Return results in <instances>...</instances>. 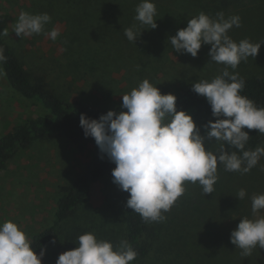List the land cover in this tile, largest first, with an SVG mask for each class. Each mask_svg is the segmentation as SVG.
<instances>
[{"label":"rangeland","instance_id":"374dc122","mask_svg":"<svg viewBox=\"0 0 264 264\" xmlns=\"http://www.w3.org/2000/svg\"><path fill=\"white\" fill-rule=\"evenodd\" d=\"M157 9V28L141 27L134 19L141 0H0L2 31L33 81L44 75L49 88L61 99L96 111L122 109V95L130 93L144 79L162 94L182 95L195 82L221 75L224 65L210 61V45H202L197 57L176 53L169 37L185 28L187 21L204 12L215 19L238 15L241 27L229 30L239 43L264 41V0H152ZM21 12L48 13L45 31L60 30V36L18 37L13 28ZM137 26L142 31L135 44L124 30ZM1 69V67H0ZM229 72L242 78L264 76V45L259 54L242 61ZM46 112L15 92L0 75V138L15 125ZM222 118V117H221ZM215 117L204 115L195 121L203 126ZM223 142L205 141L206 150L217 153ZM95 142L55 134L16 151L0 169V222L11 220L29 240L50 227L62 188L83 174ZM259 147H264V134ZM115 164L112 169L115 168ZM112 169L96 182L85 201L58 229L55 243L45 248L42 264H56L58 256L73 250L77 238L94 233L114 246L125 240L126 197L113 183ZM214 193L204 195L199 183L185 182V193L166 220L153 222L156 237L151 251L140 264H264V249L258 246L249 257L230 242L240 219L253 217L252 195L264 194V157L248 173L228 172L218 162ZM243 188L247 195L237 199ZM264 216V210L258 214Z\"/></svg>","mask_w":264,"mask_h":264},{"label":"clouds","instance_id":"9594fccd","mask_svg":"<svg viewBox=\"0 0 264 264\" xmlns=\"http://www.w3.org/2000/svg\"><path fill=\"white\" fill-rule=\"evenodd\" d=\"M135 11L134 19L141 27L157 28V9L152 0H141ZM51 19L48 13L21 12L13 32L20 38L43 34L55 41L60 30L45 31ZM233 26L241 27L238 15L226 19L223 12H218L213 19L201 12L169 37L176 53L194 58L202 45H210V61L224 65L222 74L211 82L201 80L192 85V91L207 100L212 116L217 118L203 126L204 135L190 114L177 110V97L162 94L148 79L122 95L121 107L126 111L109 110L99 119L80 115L84 136L94 138L101 158L106 156L116 165L112 169L113 183L130 194L126 207L140 214L146 223L166 220L163 213L170 211L185 193V182H198L204 195L214 193L218 162L228 172L246 174L264 157V147L245 150L250 136L244 130L264 134V107H257L241 95L244 79L238 72L228 70H235L249 57L255 59L264 41L253 43L243 39L237 43L228 35ZM141 33L136 25L124 30L127 40L134 44ZM7 35V29L0 32V37ZM4 51L0 47V64L7 59ZM3 74L0 69V75ZM206 140L224 142L242 154L229 153L223 143L214 154L206 150ZM246 195L241 188L236 198L243 200ZM251 210L253 217L258 218L240 219L230 234V242L242 250L243 257L251 256L257 246L264 249V216L258 215L264 210V194L252 195ZM77 245L60 254L56 264H132L138 255L126 239L114 246L94 233L80 235ZM44 255V248L37 255L26 233L15 222H0V264H42Z\"/></svg>","mask_w":264,"mask_h":264},{"label":"trees","instance_id":"16d2710c","mask_svg":"<svg viewBox=\"0 0 264 264\" xmlns=\"http://www.w3.org/2000/svg\"><path fill=\"white\" fill-rule=\"evenodd\" d=\"M1 25L2 16L0 15V32H2ZM0 47L4 48V55L7 57L6 61L0 64V67L9 86L22 97L40 105L46 112V114L28 118L15 125L0 138V169L6 170L7 162L16 151L29 149L33 142L49 139L55 134L94 141V138L84 136L79 123L80 115L86 114L89 118L99 119L100 115L106 113L61 99L49 88V83L44 75H37L32 81L5 36L0 37ZM243 79L245 87L241 95L254 101L257 107H264V76ZM176 105L178 111H186L193 117L194 121L199 120L201 116L212 114L210 104L204 97L192 91V87L177 97ZM244 130L250 136L245 150H255L260 146L262 134H259L258 130H248L247 128ZM223 144L229 153L236 151L238 155L242 154L226 143L223 142ZM101 156L98 146L95 145L93 155L83 174L72 185L62 188V195L57 202L53 224L34 235L30 240L37 255H39L41 248L45 249L55 240L59 227L85 201L93 185L113 168L114 163L110 162L106 156L103 159ZM129 196L130 194L127 193L126 202ZM152 223H146L140 214L127 208L125 239L138 253L132 264L142 263L151 251V243L156 237V228L153 227Z\"/></svg>","mask_w":264,"mask_h":264}]
</instances>
